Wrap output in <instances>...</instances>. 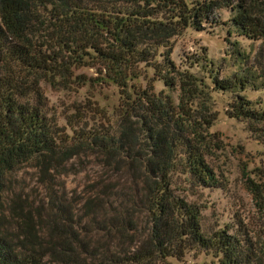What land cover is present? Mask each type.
<instances>
[{
    "label": "trees",
    "instance_id": "trees-1",
    "mask_svg": "<svg viewBox=\"0 0 264 264\" xmlns=\"http://www.w3.org/2000/svg\"><path fill=\"white\" fill-rule=\"evenodd\" d=\"M221 7L235 11L239 35L264 43V0H0V264H167L190 249L220 253L223 264L251 259L245 239L229 226L204 234L200 208L172 186L176 172L199 186L218 183L201 147L214 118L197 120L192 104H183L204 79L180 70L170 58V39L188 26L202 29ZM159 48L166 51L156 62ZM140 64L184 91L178 104L153 84H130ZM80 67L95 68L99 78L74 76ZM204 67L213 90L233 93L230 116L245 120L264 143V107L240 94L258 86L253 74L220 77L210 59ZM181 71L186 80L176 76ZM169 72L175 76L166 77ZM73 76L79 85L101 79L119 86L114 129L86 131L74 120L67 134L50 119L41 81ZM83 150L122 174L111 184L93 183L79 215L77 202L54 189L49 171ZM30 157L49 185L39 206L5 196L7 173Z\"/></svg>",
    "mask_w": 264,
    "mask_h": 264
},
{
    "label": "rangeland",
    "instance_id": "rangeland-1",
    "mask_svg": "<svg viewBox=\"0 0 264 264\" xmlns=\"http://www.w3.org/2000/svg\"><path fill=\"white\" fill-rule=\"evenodd\" d=\"M234 13L229 7L217 8L208 21L201 23L202 29L188 26L170 39V58L180 70L187 69L204 79L203 84L192 85L191 96L183 97V104H192L197 120L200 115L214 118L207 131L202 132L201 140L204 138L205 142L202 141L201 147L218 180L216 186L204 187L196 185L188 175L176 172L172 186L176 195L198 205L204 234L229 226L230 233L245 239L251 253V259L244 264H264V143L249 131L245 120L230 116L233 93L213 90L204 67L205 60L210 59L215 66H220V77L232 76L241 70L251 72L258 86L248 85L240 94L256 103L257 108L264 107V43L239 35L231 22ZM163 51L166 49L159 48L156 62L162 60L159 53ZM237 52L243 55L238 56ZM194 60L197 64L189 66L188 61ZM139 70V77L130 84L135 87L153 84L154 91H163L178 104L183 90L177 85H166L151 66L140 64ZM73 74L99 78L93 67L73 69ZM74 76L52 83L41 81L43 102L50 119L67 134H71L74 120H81L78 127L86 131L114 129L122 100L119 86L101 79L79 85ZM172 76L175 75L166 73V77ZM176 76L186 80L183 71ZM49 174L54 189L58 194L64 192L69 201L77 202V213L81 215V204L91 192L92 184L101 180L111 184L122 172L105 165L98 154L83 150L52 168ZM250 179L258 185L259 193L251 192ZM48 186L37 159L30 157L7 173L5 196L8 199L21 196L28 204L39 206L49 196ZM220 258L221 254L214 251L190 249L182 258L169 257L166 262L223 264Z\"/></svg>",
    "mask_w": 264,
    "mask_h": 264
}]
</instances>
